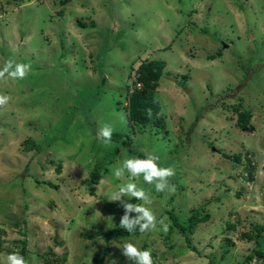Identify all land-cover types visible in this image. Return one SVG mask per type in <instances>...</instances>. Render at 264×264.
<instances>
[{
  "label": "rangeland",
  "instance_id": "obj_1",
  "mask_svg": "<svg viewBox=\"0 0 264 264\" xmlns=\"http://www.w3.org/2000/svg\"><path fill=\"white\" fill-rule=\"evenodd\" d=\"M62 1L0 0V69L10 58L31 65L24 79H0L11 97L0 107V264L22 233L28 264H94L124 215L109 197L128 174L117 180L111 168L149 153L175 170L174 192L136 181L157 220L169 228L168 212L184 222L199 205L209 217L189 236L195 251L159 223L126 239L153 264H248L256 243L243 234L264 226V0ZM152 60L166 63L156 99L167 133L118 115L133 69ZM240 105L252 112L247 132L235 127ZM103 124L127 144L98 139ZM95 168L90 195L83 181ZM122 240L109 241L102 264H134L116 247Z\"/></svg>",
  "mask_w": 264,
  "mask_h": 264
},
{
  "label": "trees",
  "instance_id": "obj_2",
  "mask_svg": "<svg viewBox=\"0 0 264 264\" xmlns=\"http://www.w3.org/2000/svg\"><path fill=\"white\" fill-rule=\"evenodd\" d=\"M68 0H63L62 4L67 3ZM94 23H92L93 26ZM81 27L86 25L79 22ZM216 56H220V53L217 55H212L208 57L209 60H214ZM166 66L164 61L152 60V61H143L141 62L136 69H133L134 79L128 84V87H125V94L127 95V104L125 107V114L127 116V121L137 127H145L147 125L152 126L156 129L157 133H167L165 117L161 116V105L156 99V91L159 85V81L163 76V70ZM182 80L186 81V76L182 75ZM180 83V82H179ZM140 84V88H137V85ZM119 105V104H118ZM234 113L236 115L235 127L241 132H247L252 128L251 118L252 115L249 110L243 108L241 105L235 107ZM129 136L123 133H113L112 141L120 142L121 144H127ZM31 145L34 143L30 140H26L25 147L27 149L31 148ZM226 159L232 158L236 162H240L241 155H228L223 154ZM59 170V168H58ZM101 174L100 169L95 168L86 179L84 184L87 185L90 195H94L95 186L100 180ZM249 179H252L249 176ZM172 199V198H171ZM220 200V199H219ZM133 203V200L130 201ZM203 209L201 205L195 209H191L188 218L184 222H179L178 216L173 212H168L169 220L172 222L168 228V233L166 237L169 236L170 231L175 227L178 228L182 236H184L185 243L192 251H195L191 247L189 236L192 235L199 223H202L208 219V214H203ZM18 226L17 224H14ZM231 226V225H229ZM255 234L252 232L248 234H243V238L246 240L254 239L256 246L252 249L249 254L245 257V263H256L264 264V252L260 250V247L264 245V226L255 225L253 226ZM5 232L0 231V235ZM137 232L131 234L126 230L120 227V223H117L114 228L104 232L103 238L106 243L109 244V241L112 239H126L129 236L136 234ZM22 233L23 239L20 241V248L16 251L8 250L9 254L13 252H19L21 255L26 257L27 254V240ZM105 245L100 251L96 253L93 259L94 264H102L107 256L110 253L108 245ZM1 245V240H0ZM144 250V246H143ZM48 264V262L46 263Z\"/></svg>",
  "mask_w": 264,
  "mask_h": 264
},
{
  "label": "clouds",
  "instance_id": "obj_3",
  "mask_svg": "<svg viewBox=\"0 0 264 264\" xmlns=\"http://www.w3.org/2000/svg\"><path fill=\"white\" fill-rule=\"evenodd\" d=\"M31 71V65L22 62H16L14 59L5 61L4 66L0 69V79L7 78L16 80L24 79ZM11 97L0 94V107H4L10 101ZM120 122L127 125V116L121 112L118 114ZM114 129L109 124L101 125L97 130L98 139L105 144L112 142ZM159 157L155 154H147L146 158L125 157L119 160L116 165L112 166L111 172L115 179L120 180L128 174L126 182L121 183L117 190L109 197L110 201L121 202L124 209V215L120 219V227L128 233H135L137 230L144 234L148 231L156 230L157 224L168 230V225L164 220H157L151 205L153 203L151 196L142 187H138L136 181L142 176L143 181L149 185L154 184L157 192H174L175 186L170 185L169 178L175 175L172 167H161L158 164ZM128 197L140 201V203L126 202L122 198ZM130 201V199H129ZM135 213V217H133ZM122 254L134 264H153L150 250H140L131 240L124 239L116 244ZM5 264H28L25 257L19 252H13L7 255Z\"/></svg>",
  "mask_w": 264,
  "mask_h": 264
},
{
  "label": "built area",
  "instance_id": "obj_4",
  "mask_svg": "<svg viewBox=\"0 0 264 264\" xmlns=\"http://www.w3.org/2000/svg\"><path fill=\"white\" fill-rule=\"evenodd\" d=\"M137 88H140V84L137 85Z\"/></svg>",
  "mask_w": 264,
  "mask_h": 264
}]
</instances>
